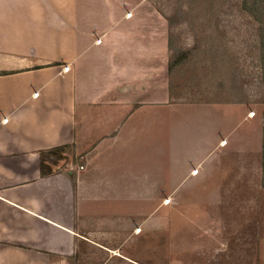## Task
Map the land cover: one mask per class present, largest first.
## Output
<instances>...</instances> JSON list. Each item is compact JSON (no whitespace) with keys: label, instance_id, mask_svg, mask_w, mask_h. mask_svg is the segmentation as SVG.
Segmentation results:
<instances>
[{"label":"crops","instance_id":"1","mask_svg":"<svg viewBox=\"0 0 264 264\" xmlns=\"http://www.w3.org/2000/svg\"><path fill=\"white\" fill-rule=\"evenodd\" d=\"M169 54L168 19L151 0H0V264H71L67 256L82 243L100 264H146L129 250L143 227L111 205L151 197L144 185L150 175L165 183L171 176L167 147L154 144L153 135L166 145L160 122L167 106L198 103L170 101ZM250 102H209L220 110L205 112L207 121L192 110L197 126L172 163L177 181L218 182L222 159L240 165L239 148L260 207L264 105L258 116ZM66 145L72 151L62 149L60 160L43 152ZM42 156L59 160L53 173L43 175ZM163 198L167 204L171 196ZM203 210L188 213L194 219ZM221 228L206 224L207 239L199 237L222 248L218 264L235 252L230 237L216 236Z\"/></svg>","mask_w":264,"mask_h":264},{"label":"rangeland","instance_id":"2","mask_svg":"<svg viewBox=\"0 0 264 264\" xmlns=\"http://www.w3.org/2000/svg\"><path fill=\"white\" fill-rule=\"evenodd\" d=\"M151 1L153 2V0ZM155 1L174 18L173 38L176 47L192 43L195 38L204 39L206 42L208 54L204 55L203 61L199 65L215 67L216 73L213 76L208 75L209 77L204 81H196L199 91L205 92L200 88L205 84V90H213L216 93L212 95V98L216 97L218 100L224 101L233 98L232 91L227 88L226 90L229 92H223V88L218 86L219 81L217 80L224 78L222 73L225 67L230 68L238 63L240 75L238 81H235L237 85V88L235 87L237 89L236 97L237 99L238 96L242 98V95L248 97L251 101L250 108H254L259 116L264 102L256 99L260 97L264 87L260 75V56L256 47L257 21L245 11L241 1L222 0L219 5L212 3L218 5L217 9L220 8V11L213 12L210 9L205 10L207 4H210L209 7L212 8L211 0H203L206 6L198 0L190 9H186L188 12L183 16L180 15L182 13L180 6L183 0ZM205 17L209 19L207 22ZM227 84L231 86L229 83ZM190 91L185 89L180 99L196 102L191 100L195 99L196 95ZM204 97L207 99L208 96ZM196 103L198 104L190 106L171 105L164 110L166 117L162 118L164 122L162 121L160 124L162 128H165L166 125L161 134L162 137L166 136L167 138L166 145L158 135H153V143L166 146L165 151L171 157V162L167 167L169 175L171 174L169 180L166 183L161 182L150 175L149 182L144 185L147 187L146 191L152 193L151 197L114 201L111 209L121 212L119 216L129 215L131 219L135 218L136 221H133L135 222L133 225L140 223L143 227L142 234L133 236L138 238L136 246L130 247L129 250L137 257L142 258L141 260L146 264H218L219 258L215 255L216 253L221 254L222 248L215 246L212 249L206 245V241L201 240L203 238H199L207 239L204 230L206 224L221 226L222 228L217 231L216 236L219 238L230 237L233 240L231 248L235 252H232V256L227 254L226 258H221L222 264H264V192L260 198V207L257 208L256 192L258 188L254 186L255 180L250 178L252 175L246 167H240L241 162L246 163L247 154H241L239 148L235 150L237 151V161L240 162V165L236 162V166L232 162L229 163L226 159H222L221 161L225 163L221 167L222 176L225 177L218 179V182H214L212 178H206L208 182L195 181L193 184H191V180L183 183L177 181L179 173L176 172L172 163L179 160L175 152L185 144L186 139L183 138L187 137L194 127L192 110L200 111L198 113L199 120L205 121L208 119L205 112H208L209 115L216 108V110H220L219 106L209 102ZM233 105L235 106V104H231L232 107ZM152 120H155L157 125L159 124V117L157 119L153 117ZM153 122L154 127L156 123ZM195 125L197 126V124ZM180 130L184 131L183 137L179 133ZM190 153L189 148L183 155H190ZM247 153L250 161L253 157L249 152ZM230 155L235 156L234 153ZM217 158L218 156L214 155L211 160L213 164L210 167L212 169L215 167ZM204 175L205 177L211 176V171L207 168ZM196 184L198 185L195 186ZM250 193L254 195L253 198L250 197ZM167 194H170L171 199L165 204L163 195ZM249 200H252L251 204H248ZM120 204L123 206L119 207ZM191 207L200 210L204 208L205 210L193 219L192 215L188 213V209ZM147 215H149L147 222H142L141 217ZM243 238L248 240L247 243L239 242ZM240 249L243 251L241 255L246 256L244 262L239 259Z\"/></svg>","mask_w":264,"mask_h":264},{"label":"trees","instance_id":"3","mask_svg":"<svg viewBox=\"0 0 264 264\" xmlns=\"http://www.w3.org/2000/svg\"><path fill=\"white\" fill-rule=\"evenodd\" d=\"M198 0H183L182 5L180 6V15H185L184 13H187L188 11L186 9H190L192 5L197 2ZM203 2V0H200ZM222 0H211L212 3L220 4ZM224 1V0H223ZM242 6L245 11L248 12L249 15L254 17V20L256 22L257 26V41H256V47H257V53L260 56V68H261V80L263 82L264 87V0H240ZM154 5L163 13L168 19L169 23V61H168V76H169V92H170V101L176 102L180 99V96L183 95L184 90L188 89L191 90L190 93H195L196 98L191 99L192 101L196 102H214L218 101V99L212 98V95L216 94L213 90H205V84L202 85L200 88H202L205 92L203 93L199 91V86L196 84V81H204L205 78L209 77L210 75H214L216 73L215 67H208L207 65L202 64L199 65L203 61L204 55L206 56L208 53L206 51V42H204V39H198L195 38L192 43H188L186 45H181L176 47L174 43L173 38V30H174V18L167 14L162 6L158 4L155 0H153ZM223 4V2H222ZM221 4V5H222ZM210 5V4H209ZM207 6L205 7V10H211V11H220V8L217 9L218 5H213L212 8ZM179 11V12H180ZM209 13V11H208ZM206 13V14H208ZM206 18V17H205ZM209 19L206 18V22ZM238 63H235L233 67L227 68L225 67L223 70L224 78L217 80L219 81L218 86L222 87L221 89L223 92H229L226 89L228 88L231 93H233V98H231L229 101L231 102H243V101H249L248 97H245L242 95V98L238 96V99L236 97L237 93V85L235 84V81H238L240 71ZM221 74V75H222ZM209 75V76H208ZM209 81V80H207ZM240 81V80H239ZM227 83H229L231 86H229ZM236 87V88H235ZM239 89V88H238ZM221 90V91H222ZM194 95V96H195ZM193 96V95H192ZM204 96H208L207 99ZM257 101L264 102V88L259 98L256 99ZM67 148V153H71L72 151V145H66L61 147H54L48 150H44L43 152H51L55 154L56 158H64L65 155H58L62 149ZM63 152V151H62ZM58 155V156H57ZM69 156L67 155V158ZM58 159H55V162L48 160L45 156L41 157V168L43 171V175L51 174L55 171L53 168V165H58L59 163ZM47 171H46V170ZM71 173V171H69ZM84 244L83 246H81ZM77 247V251L75 254L67 256L68 262L71 264H80V263H89V264H100L101 261L97 260L96 258V251L95 249L92 250V247L86 245L85 243H82Z\"/></svg>","mask_w":264,"mask_h":264},{"label":"built area","instance_id":"4","mask_svg":"<svg viewBox=\"0 0 264 264\" xmlns=\"http://www.w3.org/2000/svg\"><path fill=\"white\" fill-rule=\"evenodd\" d=\"M129 14H131V13H129ZM100 40H101V39H99V41H100ZM70 68H71V66L68 64V65H65V66H64L63 70H64V71H69ZM251 114L254 115L255 112H254V111H251ZM223 143H226V140H223ZM165 201H166V202H169V201H170V198L165 199ZM136 230H137V231H140V230H141V227H137Z\"/></svg>","mask_w":264,"mask_h":264}]
</instances>
